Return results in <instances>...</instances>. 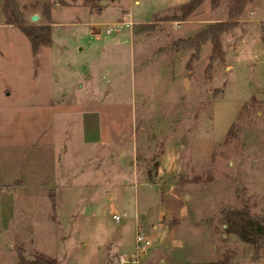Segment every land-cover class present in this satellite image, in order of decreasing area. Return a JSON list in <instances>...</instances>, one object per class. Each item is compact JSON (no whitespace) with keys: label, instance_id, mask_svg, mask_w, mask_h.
Here are the masks:
<instances>
[{"label":"rangeland","instance_id":"374dc122","mask_svg":"<svg viewBox=\"0 0 264 264\" xmlns=\"http://www.w3.org/2000/svg\"><path fill=\"white\" fill-rule=\"evenodd\" d=\"M187 1L117 0L99 12L54 4L51 45L37 50L0 10V155L11 159L10 175L25 158L51 181L37 177L34 193L14 190L23 172L11 181L0 264H17V247L66 264H119L116 255L134 252L137 227L157 237L142 264L226 255L264 264V246L256 255L219 221L225 206L264 217V0L247 5L245 32L226 37V62L210 79L209 41L193 58L172 45L224 18L223 7L205 0L189 19L133 26ZM84 118L87 140L100 133L98 143L83 144Z\"/></svg>","mask_w":264,"mask_h":264},{"label":"trees","instance_id":"16d2710c","mask_svg":"<svg viewBox=\"0 0 264 264\" xmlns=\"http://www.w3.org/2000/svg\"><path fill=\"white\" fill-rule=\"evenodd\" d=\"M117 0H31L21 2V0H0V10L3 15V24L16 25L22 33L28 38L34 50L41 46L50 45L51 39V8L54 4L74 5L81 4L87 6L90 11L99 12L104 2ZM205 0H188L187 2L175 7V13L164 14L162 18L151 20L148 23L133 24L137 28H149L158 21L166 20H186L194 15L198 8ZM254 0H208L211 10H217L223 7L224 18L208 22L195 35L180 40L172 49L179 50L191 48L194 50L192 58L200 52L201 46L210 42L211 50L208 63L204 68L206 78H211V73L215 66L222 65L226 62L227 46L225 39L231 35L233 30L245 32L244 24L240 23V16L249 3ZM39 14L41 22L30 20L32 14ZM135 28L133 27V33ZM236 124L233 123L227 133L225 140L235 136ZM160 148V147H159ZM162 191V189H161ZM51 206L55 207L54 192L49 194ZM219 221L223 231L227 234H234L237 238L249 244L256 255L264 246V217L251 213L246 205L241 207L225 206L221 209ZM18 260L17 264H66L55 257L43 253H34L31 257H26L22 248L17 247ZM227 252V251H226ZM161 264V263H160ZM203 264V263H200ZM206 264H230L227 255L215 262Z\"/></svg>","mask_w":264,"mask_h":264},{"label":"crops","instance_id":"0c3cea01","mask_svg":"<svg viewBox=\"0 0 264 264\" xmlns=\"http://www.w3.org/2000/svg\"><path fill=\"white\" fill-rule=\"evenodd\" d=\"M52 10L53 9L51 8V16H52ZM250 12H252V14H253L252 10H250ZM250 12H249V14L252 15ZM38 16L40 17L39 14H38ZM249 20L255 22V20H253L251 17ZM261 22H264V21H261ZM53 24H54V22L51 19V23H50L51 33H52V25ZM262 26L264 27V23L262 24ZM50 45H51V43H50ZM50 45L44 46V47H49ZM9 95H10V93H7L6 96H9ZM83 116H86V114H83ZM87 121H88V119L84 118V130H83V135H82V137H83L82 142H83V144H89L92 142L98 143L100 141V133H99V136L97 138H92V139L87 140V138H86V126H85V123H87ZM24 160H25V158L13 161V162H16V164L18 163L16 166L17 169H13V171H12L13 173L10 175L11 166L9 164L11 162V159H9L7 157L4 158L3 155H0V210L5 209L6 204L4 203V197L6 194L9 195L10 192H15L14 190L17 189L18 187H20L21 185L24 187H25V185H28L29 187L31 186L32 187V193H34L36 189H40L39 184H42V183H40L41 181L38 182L36 180V178L37 177L38 178L44 177L43 179L46 180V178L49 177L48 174L46 173V170L41 169V166L39 165V161L36 162V164H35V161H33V160L30 161L31 163L30 162L28 163V160H27V162L24 163ZM19 169H20V171H19ZM22 172L24 174H26L25 175L26 183L22 184V183L18 182L16 185H19V186H14V190L10 191L11 181L12 180L14 181L17 178L18 174L21 175ZM45 182L44 183L47 186L50 184L51 181L48 182L46 180ZM47 182H48V184H47ZM25 188H27V187H25ZM6 216H8V215H6ZM12 217L13 216H10V218H12ZM153 227H156V225H153ZM159 261H160V263H165L163 259H160Z\"/></svg>","mask_w":264,"mask_h":264},{"label":"built area","instance_id":"2783aa9c","mask_svg":"<svg viewBox=\"0 0 264 264\" xmlns=\"http://www.w3.org/2000/svg\"><path fill=\"white\" fill-rule=\"evenodd\" d=\"M252 14V12H250ZM107 33H111V29H107ZM115 220L119 219V216L113 215ZM157 237L148 236L140 227H137L135 231L134 252L131 256L126 254H118L114 257V260L119 264H142V259L148 254L154 241Z\"/></svg>","mask_w":264,"mask_h":264},{"label":"water","instance_id":"95a60500","mask_svg":"<svg viewBox=\"0 0 264 264\" xmlns=\"http://www.w3.org/2000/svg\"><path fill=\"white\" fill-rule=\"evenodd\" d=\"M38 18H39V16H38V14H32L31 16H30V20L31 21H37L38 20ZM263 40H264V37H263Z\"/></svg>","mask_w":264,"mask_h":264}]
</instances>
